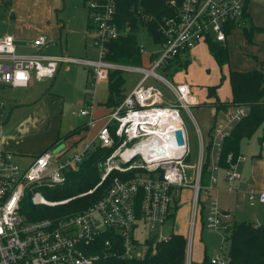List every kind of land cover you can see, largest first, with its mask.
<instances>
[{
	"label": "built area",
	"instance_id": "1",
	"mask_svg": "<svg viewBox=\"0 0 264 264\" xmlns=\"http://www.w3.org/2000/svg\"><path fill=\"white\" fill-rule=\"evenodd\" d=\"M247 1L170 0L174 12L163 16L159 26L163 41L152 50L141 45L142 56L150 54L148 64H123L106 59L108 42L120 34L115 21V0H85L90 12L88 31L98 48L97 58L40 53L38 50L48 41L45 34L29 41L35 50L26 53L17 50L12 34L0 36V84L27 86L33 78L42 81L55 77L62 64L72 62L88 66L95 80L108 79L112 70H131L142 75L134 88L103 116L95 136L78 150L68 152L66 144L56 153L54 147L48 148L23 164L0 141V264H95L99 255L88 253V249L107 233L118 239L124 257L133 258L140 255V246L135 243L138 230L146 229L150 238L167 239L164 228L174 217L183 188L193 192L188 264L197 219L211 230H226L233 224V213L220 205L217 172L224 139L247 116L249 109L243 104L231 106L224 121L212 126L213 135L209 132L206 141L193 113V107L200 103L198 97L187 82L174 81L162 70L170 59L188 58L200 43L209 40L225 43L233 32L244 30L249 19ZM151 43L154 45L153 38ZM154 52L157 55L152 57ZM149 80L153 82L148 83ZM92 107L90 102L78 113L89 115L90 124L97 121L91 116ZM183 111L190 115L197 135L194 163L188 160L194 151ZM72 113L76 112L72 110ZM177 130L182 131L183 143L177 138ZM157 140L164 151L159 152L153 146ZM95 144L114 149L100 163V181L83 194L93 192L113 170L135 169V174L129 178L115 176L110 188L87 209L30 219L26 213V207L31 208L29 194L35 204L33 208L72 199H49L42 189L66 182L67 173L79 169ZM242 158L239 155L237 161ZM207 162L211 175L202 185V169ZM224 178L226 190L241 192L252 207L264 206V190L254 185L244 190L237 187L242 174L236 166L225 169ZM202 207L206 214L201 213ZM111 244L112 239L107 238L105 245ZM211 261L224 264L226 255L217 253L211 256Z\"/></svg>",
	"mask_w": 264,
	"mask_h": 264
},
{
	"label": "trees",
	"instance_id": "2",
	"mask_svg": "<svg viewBox=\"0 0 264 264\" xmlns=\"http://www.w3.org/2000/svg\"><path fill=\"white\" fill-rule=\"evenodd\" d=\"M115 2V21L118 24L120 34L117 38L108 42L106 59L123 64H141V43L138 40L140 27L145 29L149 38H153L154 45L157 48L159 43L163 41L162 34L159 30L160 21L163 16L171 15L174 9L170 5V0H115ZM90 26L89 21L87 28H90ZM255 29L263 30L252 25L251 22L243 30L249 42L252 41V35ZM207 44L214 58L221 66L228 63L229 55L226 43L209 40ZM156 55L157 52L152 53V57ZM188 60L189 58L186 57L170 59L166 62L162 71L167 77L169 75L172 77L178 70L187 67ZM229 78L232 86L230 106L243 104L248 107L249 112L232 129L230 135L224 139L219 160L220 169L218 170L222 173H224L225 169L235 167L237 158L241 155L240 144L242 139L251 137L264 123L263 70L257 68L251 70L233 69L230 70ZM123 85L124 77L122 71L112 70L108 78V99L105 102L110 108L115 107L124 97L125 90ZM209 95H216V86L209 87ZM220 103L218 101V106L221 105ZM217 124L219 123L217 122L214 125ZM84 129H87L84 125L75 127L67 136L81 133ZM210 134L211 136L213 135V128L210 130ZM67 136L59 135L58 140L51 147L58 146L61 140ZM82 139L83 136H81L79 141ZM76 145L77 142L72 144L71 147H68V152H72ZM113 149L114 147H101L95 144L87 152L79 169L67 173L66 182L53 188L42 189L49 199L61 200L68 197H72V199L66 203L54 206L41 205L35 208H29L25 205L28 217L30 219H42L82 211L103 196L110 188L115 176H120L121 178L132 177L136 172L135 169L127 172L113 170L93 192L83 194L100 181L102 172L99 168V163ZM207 149H210V144L207 146ZM230 154L231 156L229 158ZM210 175L211 172L208 169L207 162L203 165L200 182L203 184L204 179H209ZM203 204L205 205V202ZM204 212L202 207L201 213L204 214ZM223 231L226 233L225 238L229 240V246L225 253L226 262L224 264H264V223L257 224L254 221H234L229 228ZM228 233L229 235H227ZM107 238L112 239L110 247L105 245ZM135 243L142 248H139L142 254L136 255L133 258L124 257L118 239L107 233L92 243L88 249V253L99 255L95 264H186L188 240L181 233L171 232L168 234L167 239L160 240L149 237L145 238L144 242H140L139 238H136ZM197 264L222 263H213L211 256L205 254L204 259Z\"/></svg>",
	"mask_w": 264,
	"mask_h": 264
},
{
	"label": "crops",
	"instance_id": "3",
	"mask_svg": "<svg viewBox=\"0 0 264 264\" xmlns=\"http://www.w3.org/2000/svg\"><path fill=\"white\" fill-rule=\"evenodd\" d=\"M38 1L41 2V8L45 9L46 14L44 17L39 16L38 18V24H42V26L37 33L32 36H27L23 35V31L21 30L6 32L14 36L19 52L26 53L34 51L35 49L29 46L28 42L40 34L49 35L47 36L48 41L46 43L49 44V46L53 44L58 36L57 28L60 27V21L55 20L54 27H49L47 25L48 22L52 23L49 19L53 18V10L60 8L63 0ZM2 3L3 2H0V4ZM5 4L7 8L13 11L16 6H30L31 0H9V2ZM87 10L89 11L88 8ZM48 13H50L49 16L47 15ZM247 14L249 17L247 25L251 22L252 25L262 28L263 30L255 29L251 42L248 41L243 30L233 32L232 34L234 35L238 33L233 40H229L232 34L229 35L225 42L228 48V63L221 66L214 58L209 45L203 42L190 52L187 67L181 69L182 71L178 72L180 74L176 73L174 77H172L174 81L187 82L191 91L198 97L200 103L196 104L193 108L197 113V119L195 117L196 122L201 127L206 141L209 139V132L212 126L217 122L219 124L222 123L226 112L231 107L229 104L232 100V86L229 78L230 70H251L257 68L264 72V0H248ZM0 17L3 19L1 22H5L4 15H0ZM23 17V21L27 20L28 22L36 18V16L26 17L25 15H23ZM8 21L9 20H6L7 23ZM89 21L90 12L88 24ZM88 24L86 25L87 34H89L87 28ZM1 35L3 34H0V36ZM47 48L45 52H47ZM155 48V45H152V49ZM48 53L57 54L53 52ZM149 60L150 54H143L142 62L148 64ZM65 64L70 63H64L63 65ZM68 68L69 66L66 67V69ZM90 73H92V70H90ZM51 79H54V77L42 81L33 78L27 86L0 84V141L6 150L17 154L18 159H20L23 164H27L28 162L25 163L26 160L35 157L44 150L52 148L51 145L58 140L59 135L67 136L69 132L76 127L72 125V122H69L66 125V131H62L64 118L70 115L74 106L72 103L66 102V99L59 93L51 91L50 85L52 83L49 85ZM45 81H47V85L49 86L42 85ZM210 86H216V95H209ZM123 88L126 94L134 87L130 91H127L125 86H123ZM218 101L221 102L219 106ZM88 103H90V101H88ZM67 104L69 108L65 111V106ZM104 104L106 110L104 109L102 113L98 110L99 108L94 111L95 117L93 118L101 122V124L99 127L95 128L94 135L90 138L95 136L103 123V116L111 109L106 103ZM7 106L10 109L9 111L6 109ZM6 111L8 112L7 115ZM84 126H86L87 129L82 131V134L83 132L85 133L83 136L87 135V130L89 128L88 122L84 123ZM63 140H61V143H63ZM240 145V153L243 158L237 161L235 166L241 172L242 178L237 182V187L244 190L250 185H254L258 189L264 190V123L251 137L242 139ZM247 145L249 147L248 153L244 155L242 154V150L244 146ZM218 172L217 175L220 180L219 186L221 187L220 192L234 193L236 197L234 200L236 206L239 205V196L244 197L243 194L238 191L226 190L224 188L226 185L223 178L224 173L221 171ZM220 205L223 209L232 212L231 208L225 204H221L220 202ZM172 219L173 218L168 221L164 228L167 235L173 232L169 229L172 226V222H170ZM169 223L171 224L170 227ZM199 223L200 226H204L201 222ZM205 254L206 253H204V256ZM203 257L198 261H193L190 251L189 264H197L204 259ZM186 264H188L187 257Z\"/></svg>",
	"mask_w": 264,
	"mask_h": 264
},
{
	"label": "rangeland",
	"instance_id": "4",
	"mask_svg": "<svg viewBox=\"0 0 264 264\" xmlns=\"http://www.w3.org/2000/svg\"><path fill=\"white\" fill-rule=\"evenodd\" d=\"M0 2H3L2 4H0V15H4L5 20V22H1V20L3 19L2 17H0V34H4L8 31L21 30L23 31V35L32 36L40 30L42 24H38V18L39 16L44 17V15L46 14L45 9L41 8V2H39L38 0H31L30 6L25 7L19 4L20 6H16L13 11L5 6V3L9 2V0H0ZM84 2L85 0H63L62 6L58 9L53 10V18L49 19V21H51L52 23H49L47 21V26L54 27L53 25L56 22L55 20H59L61 24L60 27L57 28L58 36L54 40L53 44L47 48V52H53L57 54L63 53L65 55L79 58L98 57V48L93 44L92 35L87 34L86 25L88 24L89 20V11L87 10ZM23 15H25L26 17L36 16V18L31 22H28L27 20L23 21ZM47 15L49 16L50 13H48ZM6 20H9L8 23L6 22ZM237 34L238 33H236L235 35ZM235 35L232 34V36L229 37V40H233L235 38ZM47 36L49 35L47 34ZM138 40L143 47H146L148 50L152 49V38H149L147 36V32L143 27H140ZM67 66H69L68 69H66ZM89 69L90 68L88 66L80 63H70L65 65L62 64L54 79H51V82H49V85L50 83H52L50 85L51 91L54 93H59L66 99V102L72 103V105L74 106L73 110L76 112L72 113L71 111L70 115L64 118V126L62 131H66L65 128L67 123L69 122H72V125L76 127L82 126L84 125V123L88 122L89 128L87 130V135L83 136L85 134L84 132L83 134L82 132L75 133L65 137V140H63L64 146L66 144L67 147H71L72 144L77 142V145L73 148L74 151L80 149L82 147V144L94 135L95 128L99 127V125L101 124V122L99 121L90 124L89 122L91 118L89 115L85 116L78 113L82 108L88 106V101L93 103L91 112L92 117H95L94 111L98 108V110L102 113L104 109L106 110V108L104 107V103L105 101H107L109 94L108 79L95 80L93 78V74L90 73ZM179 71L182 70H178L176 73H178ZM122 75L124 77L123 86H125L127 91H130L142 76L141 73L131 70H122ZM172 77H174V75ZM172 77H170L169 75L168 78L173 79ZM47 81L43 82L42 85L49 86L47 85ZM150 82H153V80L148 81V83ZM6 109L8 111L10 110L8 106ZM7 113L8 112L6 111V115ZM193 113L196 117L197 113L194 109ZM183 117L189 131L192 151H194L193 153H191L188 160L194 163L197 157L195 152L196 150L198 151L197 135L195 133V128L191 122L192 119L190 115L183 111ZM81 136H83V139L79 141ZM248 149V145L244 146L242 154L247 155L246 153H248ZM31 159L26 160L25 163L29 162ZM18 161L21 160L18 159ZM100 163L99 168L102 172ZM190 173L191 172H189V174ZM208 180V178H205L204 183H207ZM181 193L182 195L180 196V199L176 204L177 206L174 217L170 221L172 222V226L169 223V227L171 226L169 229L173 232L181 233L188 238L192 216L191 204L193 192L190 188H183ZM201 196L203 199L206 197L203 189L201 190ZM218 196L221 204H225L226 206L231 208L232 213L234 214V221H259L260 223H264V206L259 208L252 207L249 205L248 200L245 197L241 196H239V205L236 206V202L234 201L236 197L232 192L221 193L220 191H218ZM199 222V219H197L194 233L192 235L191 257L193 261L202 259L204 253H206L208 256H214V254L217 253H220L222 255L225 254L229 246V240L225 238V231L220 229L211 230L206 226H200ZM136 234L140 242H144L145 238H149L150 236V232H148L146 229H140ZM227 235H229V233ZM151 238L156 239V237L154 236H152ZM139 253L141 255L142 251H140Z\"/></svg>",
	"mask_w": 264,
	"mask_h": 264
},
{
	"label": "water",
	"instance_id": "5",
	"mask_svg": "<svg viewBox=\"0 0 264 264\" xmlns=\"http://www.w3.org/2000/svg\"><path fill=\"white\" fill-rule=\"evenodd\" d=\"M48 46H49V44H45V45H44L42 48H40L38 51H39L40 53H42V52L45 51V49H46ZM67 108H69V107H68V104L65 106V111L67 110ZM176 135H177V138H178L179 142H180V143H183L182 131H181V130H177V131H176ZM158 143H159L158 140L155 141V143H154L153 146H156V149H157V151H159V152L164 151L165 148L162 147V146H159ZM63 147H64V144L61 143V144H59L58 146H56V147L53 149V152L56 153V152H58L60 149H62ZM28 204H29V206H30L31 208H33V207L35 206V204H34L32 198H31V194L28 195Z\"/></svg>",
	"mask_w": 264,
	"mask_h": 264
}]
</instances>
